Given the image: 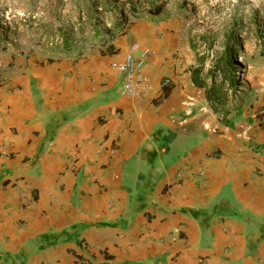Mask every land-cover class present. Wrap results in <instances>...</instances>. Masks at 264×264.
Returning a JSON list of instances; mask_svg holds the SVG:
<instances>
[{
	"label": "crops",
	"instance_id": "crops-1",
	"mask_svg": "<svg viewBox=\"0 0 264 264\" xmlns=\"http://www.w3.org/2000/svg\"><path fill=\"white\" fill-rule=\"evenodd\" d=\"M154 35L14 58L0 82V264H264V102L212 105L191 45ZM144 48L150 87L123 97L109 63Z\"/></svg>",
	"mask_w": 264,
	"mask_h": 264
},
{
	"label": "rangeland",
	"instance_id": "rangeland-1",
	"mask_svg": "<svg viewBox=\"0 0 264 264\" xmlns=\"http://www.w3.org/2000/svg\"><path fill=\"white\" fill-rule=\"evenodd\" d=\"M137 1L0 0V82L9 74L14 58L40 57L42 53L50 58L51 49L65 50V38L71 54H103V42L141 46L150 42L148 35L155 34L177 50L187 48L188 43L193 47L189 50L191 67L206 85L219 88L224 110L242 102H264V0H183L186 6L178 15L174 5L179 0H167L168 20L162 23L153 18L149 22L144 14L134 16L129 8ZM253 12L259 17L260 40L248 20ZM94 26L101 36L93 37ZM107 31L109 36L104 35ZM227 31L237 42L232 53L234 87L218 71Z\"/></svg>",
	"mask_w": 264,
	"mask_h": 264
},
{
	"label": "trees",
	"instance_id": "trees-1",
	"mask_svg": "<svg viewBox=\"0 0 264 264\" xmlns=\"http://www.w3.org/2000/svg\"><path fill=\"white\" fill-rule=\"evenodd\" d=\"M98 5V3H94ZM167 5V0H139L137 1L136 5L130 4L129 10L132 12L134 16H138L140 14H144L149 16L150 18H159V16L162 14L165 6ZM186 6V2L183 0H179V3L177 5H174V9L176 10V13H182V10ZM248 20L252 22V24L255 26V33L258 39H262L261 37V31L258 27V21L259 17L258 14L253 12L250 17H248ZM232 33L227 31L223 34L225 38V44H224V50L222 52L221 57L218 60V66L220 64V67L218 68V71L224 81L231 86L234 87L236 85L235 80V71H236V65L232 60V53H233V47H237L236 41H234ZM93 37L96 38L98 36H101V31L98 30V27H93ZM104 35L109 36L110 33L107 31L104 33ZM64 37V35H63ZM65 43V50H68V47H66V38L64 39ZM193 48V47H192ZM264 56V53H262ZM217 67V66H216ZM194 76H198V74L195 72ZM198 79L200 81V84L205 88V98L207 101H209L212 105H222L223 100V94L219 90V88H214L212 85L205 86L204 82H202V77L198 76Z\"/></svg>",
	"mask_w": 264,
	"mask_h": 264
},
{
	"label": "built area",
	"instance_id": "built-area-1",
	"mask_svg": "<svg viewBox=\"0 0 264 264\" xmlns=\"http://www.w3.org/2000/svg\"><path fill=\"white\" fill-rule=\"evenodd\" d=\"M150 55V49L144 48L138 56L125 53L121 59L115 58L110 61L109 69L123 76L119 90L121 96L136 98L149 89L150 83L142 75L141 69ZM164 84H166V81Z\"/></svg>",
	"mask_w": 264,
	"mask_h": 264
}]
</instances>
